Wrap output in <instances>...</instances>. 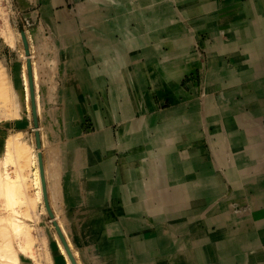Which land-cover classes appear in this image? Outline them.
<instances>
[{"label":"rangeland","instance_id":"374dc122","mask_svg":"<svg viewBox=\"0 0 264 264\" xmlns=\"http://www.w3.org/2000/svg\"><path fill=\"white\" fill-rule=\"evenodd\" d=\"M66 1L69 6V9H73L72 10L73 15L72 14L66 15L65 10H60L64 8V7H60V5L63 4L64 0L42 1L43 6L42 5L41 6L44 9L42 8L43 10L41 9V11L44 14L43 19L45 21L43 20L42 23V14H39L40 19L37 20L36 25L42 23V27L44 28L53 27L52 24L47 25L45 24V22L47 19L52 21L51 17L48 15V11L52 10L54 3L55 5L53 11L60 10L56 13V15H59L58 18L63 20L62 23L61 22L59 23L61 24V27L57 30V34L52 36L53 38L50 37V35L47 33L46 38H51V40L49 41L48 39L43 37L41 28L38 27L37 29L33 28L34 23L32 22V20H30V18L25 19L22 17L21 14L22 12L20 10V7L25 5L18 4L16 0L13 1L0 0V73L5 72L7 74V78L9 82L13 80V85L14 83L16 85L18 83V79H20V82L21 80L25 81V78L22 77L21 75L24 76L25 75L24 73L26 72L27 75H25V77L27 76L28 85H29L28 88L30 93V98L27 99L28 102L27 103L24 97L25 91L27 90L25 88L26 81L21 82L19 94L21 99L23 117H21L22 116L21 115L20 116L21 118L20 117L12 118L13 120L7 117H0V172L2 171V169L4 170V168L7 166V165L5 166L4 161L2 162V160L3 157H6L8 154V152L1 147L2 146L1 142L7 139L6 136H8V134H11L12 132L16 133L17 131H21V130L27 133V138H30V142L33 145V147L37 149L38 153L42 154L43 167L46 168V169L44 168L45 169L44 174H46V170L51 171V166H53V159L55 161V156L53 155H56L57 152L59 151L58 141L61 136V132L57 130L51 131V137L53 138V140L50 146V142H51L50 130L52 129V124L50 123V121L56 118V114L54 110L58 109V112H60L61 110H63V108H65L64 107L65 100L58 101L56 100V96L54 95H56V93H59V91L63 88H64L63 90L70 92L71 90L69 87L70 84L75 83V81L81 80V78H83L77 72L80 68L83 67L82 70H87L88 73V77L85 80L88 83H90L92 86V95L90 96H93L96 99L94 101V108L98 109V115H97L98 122H96L95 117L91 113L89 114L85 113L83 115V121L80 124L81 132H79V134L80 136L89 137V136H96V133L100 131L98 133V137L100 139L101 137H103V133H105L106 139L107 137L109 138L110 140L109 145L105 147L104 151L97 153V151L93 148L94 145L93 146L89 145L87 149L89 155L91 154L97 157L102 156L103 158H105L104 160H106V162L108 160H111V162L116 160L115 164L117 166V169L118 167L120 168V170L117 173V177L119 179V182H122L121 183L122 192L125 193V195H121L122 206L124 204L123 203L124 199L127 197L126 193L128 194V192H130V188L131 190L134 189L137 184V187L135 189L136 194L133 196L137 197V202L135 203L136 209L141 208V206H143V203L142 201L140 202L138 199H143L146 196L147 192L150 191L149 189H152L154 187V182L156 177L162 176L163 172H167V171L170 172V179L172 181H181V179L185 177L188 178L187 180L189 181L193 180L191 182L193 183L191 189L196 190L195 188L197 189L201 188L200 184L204 183L202 182L204 177L201 174L199 179L197 178L198 175L196 174L198 172L200 173V170L205 168V166L200 168L198 165L194 166V163L190 162V164L188 163V169H187L189 170L188 173H190V176L185 174L183 171H180L181 167H185L182 164V161H186V160H188V162L189 160L192 161L191 150L193 144L195 143L194 139H198L197 137H195L198 134V131L195 132L191 131L190 126L196 124L198 126H202L200 130L201 132L198 135L199 137L201 136V140L203 142L204 147L202 148V146H200L202 149L199 152L205 154L207 151L208 156L204 161V163L210 162V164L207 165L206 168L208 170H213V173L211 174L212 177L208 178V180L207 179L204 180L205 182L206 181H208L209 183L212 182V184H216V186L217 185L220 186V188L223 190L222 192L224 197H226V199L222 197L220 198L216 197L214 198L216 202L218 200L219 201L227 200L212 215H215V217L217 218L220 216L221 217L225 216L228 217L227 219L228 221L230 220L233 221V219H235V221L238 222L239 218L240 217L242 218V216L245 213H248V211L251 210L250 212L253 211L255 212L254 206L256 205V203L250 199L248 200L246 195L244 196L234 195V197L227 199L230 197L233 188H235L234 185L236 184L235 183L236 180L234 179V182L232 181L231 179L232 169L229 165L222 164V161L232 160L233 157L230 154V150L232 149V146L230 142L224 143L223 138H221V141L217 143L216 147H214L212 143L208 140V138L212 137L213 135H218L216 136V139L213 137L212 139L214 141L219 140L221 133L222 132L224 133V130L226 129L225 127L231 122H228V119L230 120V118L227 113H226L227 117H225L222 112L211 113L212 111L209 109L212 108L217 109L221 107L225 101L224 99L226 97V91H227L226 89L228 87L231 88V86L235 84V82L241 81L240 79L241 72L239 70L245 65V61H241V60L247 57L243 55L244 48L242 47V45L245 46V41H240V40L242 39L244 40L246 38V35L244 33L245 27L250 26L252 23L256 24L258 20L260 21L261 24L264 25V0H249L253 2V5L248 4L247 0H233L232 2L229 0H221L222 3L218 5V10L220 11V13L222 14L232 13L228 17H232L233 14H238L237 19H232L230 21L231 22L230 25H227V23L220 20L216 22V27L218 29V32H220V34L214 35L216 36V40H218V47L215 48L216 45H214V47L211 46L210 49L208 50L203 45V42H205L208 39V36H206L205 34H201L199 36L197 30L199 31L202 30L200 26V18L204 17L202 15V12H200L201 11L200 8L201 7L205 8L206 6V9H210L213 6H216L217 4L215 3L214 0L212 1L203 0L199 5L197 3H193L192 1L188 2L186 0H66ZM51 2H53V4ZM118 7L123 8L122 11L126 13L124 17L119 18L117 12L115 11ZM144 7H146V9H143ZM108 11H110V13ZM131 12L136 14L137 16L136 20L133 19ZM147 17L153 21L148 26V30H147L148 36L136 34L135 31L139 30L138 24L143 23L146 25L145 22L149 21ZM257 17L259 18L256 19ZM108 20L112 21L111 22L112 25L110 24L109 26ZM106 21H108L107 22L108 24H106ZM114 25H116L115 28ZM101 27H103L104 29ZM198 27L200 28L198 29ZM203 27L207 28V26L205 25ZM165 28L169 29L170 31L166 33L167 31L165 32L163 30ZM184 29H187L188 31H185ZM235 29L239 32L237 33L231 32L232 30ZM26 31L28 32L26 33ZM114 31L119 33V35L116 36L118 40L125 41L129 39L132 40V42L126 43L124 46L116 45V47L114 46V44H110L111 37L113 33H115ZM22 32H25L29 53H27L26 48L24 46L23 37L21 34ZM163 32L167 34L166 36L167 38L165 41H163L162 38H160L161 37L160 33ZM210 32L212 34H215V30H211ZM29 34H30V38H29ZM122 36H125V39ZM181 37L189 41L190 47H188V43H185V46L189 51L183 50L182 51L183 54L180 52L178 54L176 51H173L171 49L176 47V45L173 43L176 42L177 39L178 40L182 39ZM235 39L237 40L234 41ZM57 40L59 41V44ZM97 40H101V41L103 40V41L97 42ZM143 40H145V42H143ZM33 41H36L38 43L39 48L42 46L43 43L42 49L34 50V46L32 44ZM104 41L106 43H104ZM194 41H196L195 44H197L194 47L195 49L194 53L200 54V55H196L195 57L197 58L195 59L198 58L200 59V66L195 61L194 55L189 54L188 59L186 56H184V53H188L192 50ZM149 42L152 44L151 45L152 47H149L147 45V43ZM220 42L226 45L232 44V49L230 50L227 49V51L220 49L219 48ZM95 43L100 45L99 47H101V50L103 49L104 51L103 54L101 55L99 54L100 56H98L95 52H93V50H95V46H94ZM114 43H116V40L114 41ZM165 43L169 47V50L168 47L165 45L163 47L164 51H162V46ZM132 44L134 45L132 46ZM57 45H59V47ZM80 46L83 47V49H85L86 51H88L89 54L87 57L85 56L84 51L81 53ZM128 47L130 48L132 47L129 53H128ZM71 48H75L73 50L74 52L71 51ZM151 50H154V52H152ZM62 52H63V56L61 55ZM135 53L136 55L142 54L149 61L155 60L158 61V63L159 61H161L160 59L162 57L161 55H163L165 57L164 61L166 60V58H168L170 62L171 60H173L174 62H171V64L172 63L174 64L173 66L172 65L169 66L165 61V62H160L159 65L155 66L154 64L151 65L148 61H146L149 64L147 63L146 66L145 65L139 66L132 70L128 67L131 61L129 63L128 62L125 63L123 58H125V56L128 55H132L134 57ZM238 54H241V59L239 60H237L236 58ZM252 54L256 57V54L258 53L252 51ZM136 55L135 58L133 59L137 58ZM175 55L178 57V59ZM144 56H141L140 58H145ZM28 61L31 62V71L33 75V94H34V102L36 106V113L39 120L38 127H35L33 121V112L31 105L32 96H31V86L29 79ZM137 61L139 62V60ZM34 62H36L37 64H35ZM237 62L238 64L236 65V67H234L235 63ZM36 65H38L37 69H35V67H32ZM226 65L227 67H225ZM60 66L63 67V70ZM182 66L186 68H184L183 70L182 68H180ZM21 70H23L24 72ZM37 72H39V74ZM35 73H37L38 75H36ZM235 75H239L238 76L239 78L235 77L237 78V80L235 81L234 79L232 80L234 82H232L231 79ZM37 81H39L40 84ZM121 81L123 82L120 83ZM38 86H40L38 88L40 90H37ZM41 86L45 88V93H46L45 95H43V90ZM37 92L38 94L40 93V95H37ZM228 92H230V89ZM85 94L87 96L89 95L88 92H86ZM47 95L48 97H46ZM136 95L139 96L136 97ZM210 95L213 97V99L209 103L211 97L208 96ZM45 97L47 99H45ZM44 99L46 100L47 105ZM93 100L94 99L89 97V99H87L86 102L87 105L91 106ZM229 101L226 102L229 103ZM42 102H44L43 104L46 105L44 108L42 107ZM236 102H239L238 98L236 99ZM232 104L233 106H236L234 104V101H232ZM7 105L8 107L6 108V112L8 113L12 111V103L8 102ZM67 105L68 107L70 106V108L74 107V101H69ZM81 107L82 106H80V108ZM83 107H85V105H83ZM41 109H44V111H46L48 114L47 113L42 114L43 111ZM39 110L41 112H39ZM204 111H205L204 114L207 115L203 114ZM58 114L59 116L57 115V119L60 120H56V121L58 123L61 122V124L64 123L63 113L61 112ZM233 115L235 114L230 115V117H232ZM233 117H234L233 118L234 121L232 122H239L241 120L243 123V117H241L240 114L239 116H233ZM44 121L48 122V129L46 130L41 124ZM177 125H179L180 129L186 126L183 130L187 136L181 133V138H180L186 141L183 147H179L177 146V144H171L173 142H170V140L173 139L176 133V131H173V128L176 129ZM36 132H39V134L41 135L40 136L41 148L37 147L36 135H35ZM112 132L114 133L115 138L119 134L120 148L118 147L114 148L111 145L112 136H113ZM191 133L194 136L188 137V134ZM45 134L46 137L45 138L42 137ZM141 135L142 137L145 135L147 139V144L149 146H150L149 140L153 139V137H155L154 140L152 141L153 145H161V143L162 144L169 143L166 149L172 152V154L165 156L163 159L162 156L157 155L158 157L154 158L156 160L154 161L155 166H153L152 162L150 161L149 154L147 158L143 157L144 152L141 150L143 149L148 150L149 147L144 146L142 142L138 143L137 140L140 141ZM45 139H47L46 142H44ZM150 147L152 149H149V153L154 150V147L152 146ZM92 148L94 149V151L92 150ZM188 151L190 154L188 153ZM9 152L12 153V150ZM11 153L10 156H13ZM152 155L155 156L156 152L153 153ZM97 157H95L96 160L98 159ZM259 161H262V159H259ZM9 163L10 166L8 169L10 172L14 170L11 173L13 174V177L17 180V165L14 162V158H11ZM23 164L19 167L23 166L22 167L23 169L25 167L24 172L27 174L28 172L26 170L27 163L25 165ZM152 166L156 168L155 176L152 173L153 171ZM12 168L14 169L12 170ZM109 168L113 169V164L111 165L110 163ZM149 168L151 169L150 172L148 174H146L145 172L146 175L142 179L140 171L142 169L144 171H148ZM131 175L134 176V180H133V182L135 181L134 184L132 183L131 178L127 180V177ZM137 179H139V181ZM56 181L58 182V188L57 187L56 188L59 191L61 189L59 178H57ZM163 181L167 182L168 180L165 179ZM208 182H206L203 185V187L206 186ZM30 184L28 185L25 184L27 186V189ZM138 188H140L139 191L137 190ZM50 190H51V186H50ZM27 191H29L28 193L29 196L32 195L31 197H33L34 190L32 188V185L29 186V189L26 190V192ZM236 191L239 190L236 189ZM48 192L49 190H47V196L50 195ZM159 192L160 193L158 194L163 200H165V203H170L171 199L173 198V196H171L170 194V191L163 187H160ZM153 196L155 197V195ZM146 197L144 198V200L146 199ZM198 198L199 197L197 195V199ZM48 199H50L49 196ZM207 199L210 198L207 197ZM131 200L132 198L131 196H129L128 201L130 202ZM2 201H3V197L1 196L0 202ZM48 202L49 205L51 206L52 212L54 213L55 221L57 223L59 221H62L63 219L61 218L62 215L60 211H59L60 219L59 217H56L57 215L55 209L57 208L56 206L57 202L55 203L53 198L52 201L50 199L48 200ZM234 202H236L237 206L235 205ZM205 203H207V201ZM0 204L4 206L2 203ZM245 204H248L249 207L246 208ZM20 206H25V205L22 204ZM157 206L160 209L163 208L162 205H157ZM3 208L4 207L0 209L1 212L0 218L4 217V215L9 216V212L6 211L5 208L4 209ZM202 208L204 209L206 207H202ZM38 209L42 210V207L38 206ZM203 209L201 210L202 215L206 214L207 211V208L204 210ZM199 211L200 210H198L197 208H194L193 209L194 215H198ZM240 213H244V214L240 215ZM41 214L42 217L40 220H37V222H35V227L31 219L26 218L27 221L32 223L31 224L32 226L29 228V234H31V236L37 237L38 234L37 228L39 227L40 229L41 227H43L46 229L47 234L49 233L48 234L49 240L51 239L50 242L55 244L58 233L53 224V219L48 214L47 208H46V213L43 211L41 212ZM150 214L151 212L145 213L144 211L142 212V214L140 213L133 216L127 214L125 216L130 218L132 217V219L133 218L138 219L137 223L141 225H147V227L149 226V229H154L151 230L152 233L153 232L156 233L157 231L155 230L156 224L149 225V223H147V221L150 220L151 218ZM153 216L156 217L157 215H153ZM160 219L161 220L164 219V215L160 217ZM78 220L79 219H77V221ZM153 221H155V219H153ZM157 227H158L157 228L158 231L161 232V230L159 229L160 226L158 225ZM2 229L3 228H1V230ZM220 229H222V227H220ZM127 230L133 232L130 229L124 228L123 232L125 236L129 235ZM166 230L167 229H165V231ZM212 233L213 232H210L209 235L211 236ZM25 238L26 237H23L22 239L21 237H19V241H22V244L23 243L26 244ZM138 238H140L139 235ZM11 239L14 241L16 237L13 236ZM36 241L38 242V240ZM37 242L35 244H37ZM177 242L176 244H173L174 248L176 247L175 245H179L180 243H183V241L180 242L179 244H177ZM154 245L155 244L152 243L151 245L152 248L154 247ZM74 248L75 246L73 244V249ZM174 248L172 249L171 247H167L164 249L165 252L170 250V252L164 254V256L169 255V257L171 258V260L166 259L168 261L166 262L167 264H174V262H176L177 259L175 256L179 257V253H178L179 248H176L175 250ZM30 250L31 252L24 251L25 253L28 252L27 253L28 256L24 252L19 251V253L23 256V259L21 258L23 261L19 260L17 262L18 264H36L35 262H37V264L48 263L46 260L41 261V259L43 258L41 257V255H39L40 249L38 246H32ZM201 250L205 251L204 248H201ZM74 252L76 255V256L74 255L76 264H81L82 262L80 261L81 259L79 258V253L76 248L74 249ZM151 252H154V250H151ZM30 253L31 256L29 255ZM207 254L209 253L207 252ZM24 255H26L27 257L30 256L33 259L36 257L34 259L35 261H33V259L30 258L31 259L30 261L33 263L31 262L29 263V261H27L26 259V256ZM90 256L91 258L89 260V264H100L99 261L100 259L98 257L99 256L98 254L92 253ZM154 256L159 257L160 255L158 256L154 254L152 255V258ZM209 256L210 255H208V257ZM37 257H40V259ZM150 257L151 256H149V258ZM36 260H40V261H36ZM158 260L159 258L155 259L156 262L154 260H152V262H154V264H157ZM183 264H186L184 263V260H183Z\"/></svg>","mask_w":264,"mask_h":264},{"label":"crops","instance_id":"0c3cea01","mask_svg":"<svg viewBox=\"0 0 264 264\" xmlns=\"http://www.w3.org/2000/svg\"><path fill=\"white\" fill-rule=\"evenodd\" d=\"M16 1L20 5H25L20 7L22 17L25 19L30 18V20H32V22L34 23L33 28H41L43 37L45 38L47 33L50 35V37L57 34V30L61 27V24L59 23H62L63 20L58 18L59 15H56L58 11L65 10L66 15H70L73 13V9H69L66 0H64L63 4L60 5V7L64 8L56 11H53L55 4H53L52 2V10L48 11V15L51 17L52 21L47 19L45 24H52L53 27L44 28L42 27L44 19L43 12L41 11L43 6V0ZM214 1L217 4L216 6H213L210 9H206L203 7L200 8L204 17L200 18V26L202 30H197V32L199 36L201 34H205L206 36H208V39L203 42V45L204 47H206L207 50L210 49L211 46L214 47V45H216L215 48L218 47V40H216V36L214 35L220 34V32H218L216 22L220 20L227 23V25H230V21L232 19H237L238 15L233 14L232 17H228L232 13H220V11L218 10V5L221 4L222 1ZM229 1L232 2L233 0ZM247 2L248 4L253 5L252 1L247 0ZM39 14H42V23L36 25L37 20L40 19ZM118 14L124 17L126 13L118 11ZM258 18L259 17H257L256 19ZM204 25L207 26V28H204ZM263 27L264 25L261 24L259 20L256 24L252 23L250 26L245 27L244 33L246 35V38L240 41H245V46L242 45V47L244 48V54H241L245 55L247 58L241 60L245 61V65L239 70L241 72V81L235 82V84H233L231 88L228 87L226 89L227 91L226 97L224 99L225 101L221 107L217 109H209L212 111L211 113L222 112L225 117H227L228 114L230 118V120L228 119V122L231 123L225 127L226 129L224 130V133H221L220 139L214 141L212 137L216 139V136L218 135H213L212 137L208 138V140L212 143L214 147H216L217 143L221 141V138H223L224 143L230 142L232 146V149L230 150V154L233 157L232 160L222 161V164L229 165L231 167L232 181L234 182V179L236 180V184L234 185L235 188H233L230 197L227 199L234 197V195H246L248 200L250 199L256 203V205L253 206L255 208V214L259 216L254 217L251 221H248V228L253 227L251 228V230L248 231L246 230V225H243V229L238 230L237 232H233L232 230L230 231L229 226L232 225V222L227 220L228 217L220 216L217 218L215 217V215H212L216 210H218L219 207H221L227 201L218 200L216 202L214 200V198L216 197H222L226 199V197H224L223 195V190L220 188V186H216V184H212V182L209 183L208 181H206L208 182L210 189L208 188L209 190L205 197L210 198V200L207 203L203 204V206L201 205L200 208H198L194 204L193 200L195 198V192L198 189H191L193 184L191 183L192 181L187 180L188 178L185 177H183L181 181H172L170 179V172L168 171L163 172L162 176L156 177L154 187L152 189H149L150 191L147 192V197L145 196V200V197L143 199H138L140 202L142 201L143 203V206H141V208L136 209L135 203L137 202V197L133 196L136 194L135 189L137 187V184L136 186L133 185L135 186L134 189L131 190L130 188V192H128V194L126 193L127 197L124 199V204L122 206L121 195H125V193L122 192V182H119V179L117 177V173L120 168L118 167L117 169V166L115 164L116 160L113 162H111V160H108L106 162V160H104L105 158H103L102 156L97 157L91 154L89 155L87 149L89 145H94L93 148L97 151V153L104 151L105 147L109 145V138L107 137L106 139V135L105 133H103V137H101L100 139L98 137V133L100 131L96 133V136L84 137L80 136L79 134V132H81L80 124L83 121V115L85 113H91L95 117L96 122H98V109L94 108V101L96 99L93 96H90L92 95V86L85 80L88 77L87 70H82V67L77 71L83 78H81V80L75 81V83L70 84V92L63 90V88L59 91V93H56V95H54L56 96V100L58 101L65 100V108H63V110H61L60 112H58V109H51L55 111L56 118L50 121V123L52 124V129L50 130V137L51 131L57 130L61 132V136L58 141L59 151L56 155H54L56 161L55 168L59 170L58 178L61 186V189L59 190L60 200H58L56 206L61 212L62 219L67 227L70 239L72 240V243L74 244L75 248L79 253V258L82 262H80L81 264H89V260L91 258L90 255L92 253L99 255L98 257L100 259V264H154L152 260L155 261V259L157 258H159L157 264H167L166 262L168 261L166 259L171 260V258L169 257V255L164 256V254H167L168 252H170V250L165 252L164 249L170 247L173 244H176L177 241H183V243L175 245L176 247L174 248V250L176 248H179V257L175 256L177 259L174 264H183L182 256L184 254H190L188 255L190 256L191 262L189 264H264V197L259 198L258 196H255L259 193H262L264 195ZM199 28L200 27H198V29ZM163 30L165 32L167 31L166 33L170 31L166 28ZM184 30L188 31L187 29ZM211 30H215V34H212L210 32ZM27 32L28 31H26V33ZM165 32L160 33V38H162L163 41H165L167 38V34ZM231 32L237 33L239 31L235 29ZM117 35H119L118 32L113 33L110 40V44H114L115 47L117 44L114 43V41H119L118 38H116ZM181 38L183 39V37ZM46 39H48L49 41L51 40V38ZM236 40L237 39H235L234 41ZM102 41L97 40V42ZM57 42L59 44L58 40ZM195 42L196 41H194L192 50L188 53H184V56H186L187 59L189 58V54L194 55V59L197 58L195 57L196 55H200L194 53V47L197 45L195 44ZM32 44L34 46V50H41L43 47L42 43V46L39 48L38 43L36 41H33ZM176 44L179 45V41ZM147 45L149 47H152V44L150 42L147 43ZM165 45L166 43L162 46V51H164L163 47ZM57 46L59 47V45ZM94 46L95 50H93V52H95L98 56L103 54L104 51L103 49L101 50V47H99L100 45L95 43ZM80 48L81 53L84 51L85 56L87 57L89 54L88 51L83 49V47L81 46ZM219 48L224 51H227V49H232V44L226 45L220 42ZM74 49L75 48H71V51H73ZM131 49L132 47H128V53L129 51H131ZM151 51L154 52V50ZM252 51L258 53L256 54V57L252 54ZM241 54H238L236 56L237 60L241 59ZM61 55L63 56V52ZM135 55L136 53L134 54L133 58H135ZM136 56L137 58L132 59L131 63H129V60L126 56L125 58H123L125 63H129L128 67L132 70L139 66H146L148 62L151 65L154 64L155 66L159 65L160 62L165 61L169 66H173L174 64H171V62L174 61L171 60L170 62L168 58H166V60L164 61L165 57L163 55H161L162 57L160 58L161 61H159V63L155 60L149 61L142 54ZM141 56H144L145 58H140ZM137 60H139V62ZM195 61L200 66V59H195ZM238 62L235 63L234 67H236ZM60 67L63 70V67ZM225 67H227V65ZM238 76L239 75L233 76L231 81L234 79L236 81L237 78L235 77ZM122 82L123 81H121L120 83ZM229 89L230 92H228ZM86 92H88V96L85 94ZM138 96L139 95H136V97ZM89 97L94 99L91 106H88L86 103ZM208 97H211V100L209 101L210 103L213 97L211 95ZM237 98L239 99V102H236ZM69 101H74V107H68L67 103ZM226 101H229V103H227ZM232 101H234V104L236 106H233ZM83 105H85V107H83ZM80 106L82 107L80 108ZM57 112L63 113L64 123L61 124V122L58 123L56 121L60 120L57 119V115L59 116ZM204 113L205 111L203 112V114ZM232 114H235L233 116H239L240 114L241 117H243V123L241 120L239 122H232L234 121V117H230V115ZM41 124L45 130L48 129V122L44 121ZM185 127L180 129L179 125H177L176 129L173 128V131H176V133L173 139L170 140V142H173L171 144H177V146L179 147H183L185 145L186 141L180 139L181 133L186 135L183 130ZM193 127V131H198V134H200L202 126L194 124ZM112 134L113 136L111 145L114 148H120L119 134L116 136V138L114 137L113 132ZM198 134H195V137H197L198 139H194L195 143L193 144L191 150L192 161L189 160L188 162V160H186L184 162H187L189 164L190 162H192L194 163V166L198 165L200 168L205 166V168L200 170V173L198 172L199 174L196 172V175H198L197 178H199L202 174L204 179L208 180V178L212 177L211 174L213 173V170H208L206 168V166L209 165L210 162L204 163L208 156L207 151L205 150V154L199 152L204 146L201 140V136L199 137ZM154 138L155 137L149 140L150 146L154 147V150L150 153L149 149L152 148L147 144V139L145 135L143 137L141 135L140 141L137 140L138 143L142 142L144 146L149 147L148 150L143 149L141 151L144 152L143 157L145 158H147L149 154L150 161L152 162L153 166H155L154 161L156 160L154 158L158 157L157 155L162 156L163 159L165 156L172 154V152L166 149L169 143L162 144L159 141L161 145H153L152 141L154 140ZM52 140L53 138L51 137L50 146ZM200 146H202V148ZM93 148L92 150L94 151ZM155 152L156 155H152ZM95 157H97L98 159L96 160ZM259 159H262V161H259ZM110 163L111 165L113 164V169L109 168ZM153 166L152 173L155 176L156 168H154ZM150 170V168L148 169V171H144L142 169L140 171L141 178L143 179V177L148 174ZM130 178L132 179V183L134 184V176L131 175L127 177V180H129ZM165 179H167L168 181H163ZM137 180L139 181V179ZM203 180L202 182H204ZM160 187H163L170 191L171 196H173L170 203H165V200H163L158 194L160 193ZM236 189H238L239 191H236ZM137 190L139 191L140 188H138ZM153 195H155V197ZM129 196H131L132 198L130 202L128 201ZM234 203L236 205V202ZM157 205H162L163 208L160 209ZM202 207L207 208L206 214L204 215L201 214V210L203 209ZM245 207L248 208L249 205L245 204ZM194 208L200 210L198 212V215L193 214L192 216H188L186 214L187 211L191 209L193 210ZM144 211L145 213L151 212V218L147 221V223H149V225L156 224L155 230H157V234L154 232L152 233L151 230L154 229H149V226L147 227V225H141L137 223L138 219H132V217L130 218L125 216L127 214H130L132 216L140 213L142 214V212ZM153 215L157 216L154 217ZM163 215L164 219L161 220L160 217H162ZM77 219L79 220L77 221ZM153 219H155V221H153ZM172 223H179L181 227L186 228L185 230L172 232L171 227H169V224ZM159 224H162V228L159 227V229H162L161 232L157 229V226ZM223 226L227 230L225 231L224 236L220 233L222 230L220 229V227ZM124 228L130 229L133 232L127 230L129 235L125 236L123 232ZM165 229H167V232L165 231ZM210 232H213V236L216 235L214 239L210 238ZM136 234H138L140 238H137ZM152 243L155 244L153 247L154 249L151 246ZM201 248H204L205 251L200 250ZM151 250H154V252H151ZM206 250L209 254H207ZM154 254L160 256H154L152 258V255ZM208 255L210 256L208 257ZM149 256L151 257L149 258ZM55 264H65V262L62 257L57 255Z\"/></svg>","mask_w":264,"mask_h":264},{"label":"bare ground","instance_id":"6f19581e","mask_svg":"<svg viewBox=\"0 0 264 264\" xmlns=\"http://www.w3.org/2000/svg\"><path fill=\"white\" fill-rule=\"evenodd\" d=\"M186 1H188V2L192 1L193 3H197L198 5L202 2V0H186ZM120 8L121 7H118L117 8L118 10L117 9L116 10L114 9L117 12V14H118V11L124 12V11H122L123 8H121V9ZM205 8H206V6H205ZM143 9H146V7H144ZM108 12L110 13V11H108ZM140 14H142V13H140ZM131 15H132L133 19L136 20V17H137L136 14H134L133 12H131ZM118 16H119V18L123 17L122 15H119V14H118ZM147 19L149 21H146L145 22L146 25L143 24V23L142 24H140V23L138 24V29L139 30L138 31H135L136 34H138V35L141 34V35H147L148 36V31H147L148 30V26L153 21L150 20V18H148V17H147ZM108 21H106V24H108L107 23ZM111 22L112 21H109V26H110V24L112 25ZM103 24H104V22H103ZM101 28H103V27H101ZM123 28H124V26H123ZM33 36H36V35H33ZM122 37H124V39H125V36H122ZM29 38H30V34H29ZM178 41H179V45L176 44ZM23 42H24V40H23ZM129 42L131 43L132 40H129V39H127L125 41L124 40H121V41L120 40L119 41L116 40V44L117 45H122V46H124L126 43H129ZM143 42H145V40H143ZM104 43H106V42L104 41ZM185 43H188V47H190V44H189V41L188 40H185V39L178 40L177 39V41L173 43V44L176 45V47L173 48V49H171V50L176 51L178 54H179V52L183 54V52H182L183 50L189 51L186 48ZM133 45L134 44H132V46ZM24 46H25V43H24ZM178 54H177V56H178ZM32 57H34V56H32ZM126 57L129 60V62L133 59V56L132 55H128ZM177 59H178V57H177ZM34 63L37 64L36 62H34ZM37 66L38 65L32 66V67H35V69H37ZM180 68H182L184 70V68H186V67H183L182 66ZM23 70H21V71H23ZM37 73L39 74V72H37ZM37 73H35V74L38 75ZM24 74L27 75L26 72ZM25 75L24 76L21 75V76L24 77L25 78V81H26V85H25L26 87L25 88L27 90L25 91L24 97H25L26 102H27V99L30 98V93H29V88H28L29 85H28L27 76L25 77ZM25 81H22L21 80V82H25ZM21 82H20V79H18V83L16 85L14 83V85H13V80H11V82H9V80L7 78V74L5 72H1L0 73V117H7V118H11L12 119V118H18V117H20L22 115L23 111H22V107H21V99H20V94H19V89H20ZM35 82H36V80H35ZM37 82L39 83V81H37ZM39 87L40 86L37 87V90H40V89H38ZM42 90H43V95H45L46 94L45 93V88L42 87ZM39 92H42V91H39ZM37 95H40V93L38 94V92H37ZM46 97H45V99H46ZM41 101H43V100H41ZM8 102H11L12 103V111L7 113L6 112V108L8 107V105H7ZM45 102H46V100H45ZM43 103L44 102H42V107L44 108L47 105V102H46V105L43 104ZM31 105H32V102H31ZM38 105H39V103H38ZM28 108H29V106H28ZM41 110L43 111L42 114L47 113L46 111H44V109H41ZM32 112H33V110H32ZM39 112H41V111L39 110ZM21 117H23V115ZM33 121H34V115H33ZM193 126H194V124L192 126H190L191 127L190 128L191 131L194 130V127ZM35 127H38V126H35ZM39 128H40V126H39ZM191 136H194V135L192 133L191 134H188V137H191ZM6 137H7V139L5 141L2 140L3 142H1L2 143V146L1 147L3 149H5L8 152V154H7L6 157H3V160H2V162L4 161L5 166L7 165L6 166L7 168L5 167L7 170L4 168V170L2 169V171L0 172V198H1V196L3 197V201L0 202V203H2L4 205V206H2L0 204V209L2 207H4L5 210L9 212V216H6V215L3 214L4 217L0 218V264H18L17 262L19 260H22L23 259V256L19 253V251H22V252H24V251L25 252L26 251H30L31 252L30 249L32 248V246H38L39 247L40 253L37 251L38 248H37L36 251L43 258V259H41V261L42 260H46L48 262L47 264H55L56 263V257H57V255H59L60 257L63 258L65 264H74L73 261H72V259H71V257H70V255H69V253H68V251H67V249H66V247H65V245H64V243L62 242V239L60 238V235L59 234L57 236V239H56V243L55 244H53V243L50 242L51 239L49 240V235H48L49 233L47 234L46 229L43 228V227H41L40 229H39V227L38 228L36 227L38 229V231H37V233H38L37 234V237L31 236V234H29V228L32 226L31 224L33 223V225L35 227V222H37V220H40L41 217H42L41 212L44 211L46 213V203H45V198H44L42 175H41L40 163H39V154H41V153H38L37 149L35 147H33V145L30 142V138H27V133L25 131H17L16 133H13L12 132L11 134H8V136H6ZM42 137L45 138L46 137V134L43 135ZM46 141H47V139H45L44 142H46ZM36 143H37V141H36ZM11 150H12V153L9 152ZM10 153L13 156H10ZM11 158H14V162L17 165V180L13 177V174L11 173V172L14 171L13 170L14 168H12L13 171H11V172L8 169L9 166H10L9 161H10ZM19 163L20 164L21 163L22 164L23 163H25V164L27 163L26 164V170L28 171V172L26 171L27 174L24 172L25 167H24V169L22 168L23 166L22 167H19V166L22 165V164L20 165ZM18 164H19V166H18ZM25 164H23V165H25ZM182 164L185 167H181L180 168L181 169L180 171H183L185 174H187L188 176H190V173H188L189 170H187L188 169V163L182 161ZM11 167H13V166H11ZM58 171L59 170L57 168H55V161L53 159V166H51V171H47L46 170V174H44L45 184H46V190H49L48 193L50 194L48 196L50 197L51 201H52V198H53L54 201H55V203L58 202V200H60V194H59V191L57 190V188H58V182L56 181V179L58 178V173H59ZM51 181H52V183H51ZM203 181H204V183H201L200 184L201 185V188H199L195 192L196 193L195 194L196 198H194L195 199L194 200V204L198 208H200L201 205L203 206V204L206 201L208 202L210 200V199L205 198V195L208 193L209 185L207 184L206 186L203 187V185L206 183L205 180H203ZM27 183L28 184L31 183L30 185H32V188L34 190L33 197H31L32 195L29 196V194H28L29 191L26 192V190H28L29 189V186H30L29 185L28 186V189H27V186H26V185H28ZM49 186H51V190H50V187ZM24 187H26V188H24ZM197 195L199 197L198 199H197ZM255 196H258L259 198L264 197V195L262 193H259V194L255 195ZM50 199H48V200H50ZM22 204H24L25 206H20ZM38 206L42 207V210L43 211L41 209H38ZM55 210H56L55 212H56V215H57L56 217H59V210L57 208ZM250 211H248V213H245L246 215L244 213H240V215H243V214L244 215L242 216V218L241 217L239 218V221L238 222L235 221V219H233V221L230 220V222H232V225L229 226L230 231L232 230L233 232H237L238 230L243 229V225H246L245 227L247 228L246 229L247 231L248 230H251V228H253V227H249L248 228V221L253 220L254 217H257L259 215L255 214L254 211L253 212H250ZM186 214L188 216H192L194 213H193V210L191 209V210H188ZM3 215H1V216H3ZM53 216H54V213H53ZM237 216H239V215H237ZM244 216H246V217H244ZM26 218L31 219L32 223H30L29 221H27ZM61 218H62V216H61ZM52 219H53V224H54L55 216ZM59 219H60V217H59ZM57 224H59L58 227L61 230V232L63 234V237H64V239L66 241V244H67V246H68V248H69V250H70V252H71V254H72L73 258H74V255H75L74 249L75 248L73 249V243H72V240L70 239V235H69V233L67 231V227L64 224V221L63 220L62 221H59ZM159 226H160V228H162V224H159ZM169 227H171L172 232H175V231L177 232L179 230H185V228H186V227H181L179 223H172V225H169ZM1 228H3V229L1 230ZM188 228H189V226H188ZM55 229H56V227H55ZM160 230H162V229H160ZM56 231H57V229H56ZM225 231H227V230L223 226L220 233L224 236L225 235ZM57 233H58V231H57ZM13 236L16 237V239L14 241L11 239ZM136 236L138 238V234H136ZM19 237H21L22 239H23V237H26L25 238L26 239L25 240L26 244L23 243L25 245L22 244V241H19ZM8 238L10 239V241H9ZM210 238H213L214 239L215 238V235L214 236H210ZM36 240H38V242ZM36 242H37V244H35ZM179 243L180 242H177V244H179ZM170 247L172 249L174 248L173 245H171ZM27 253H25V254L28 256ZM26 255H24V256H26ZM29 255L31 256V253ZM188 255H190V254H184L182 256V259L184 260V263H186V264L191 263L190 262V256H188ZM27 256H26V259L30 263L31 262L30 260L33 259V258H31L30 256L29 257H27ZM37 258L40 259V257H37ZM34 259H33V261H35ZM74 260H75V258H74ZM36 261H40V260H36ZM77 262H78V260H77ZM31 263H33V262H31ZM35 263L37 264V262H35ZM75 264H76V261H75Z\"/></svg>","mask_w":264,"mask_h":264},{"label":"water","instance_id":"95a60500","mask_svg":"<svg viewBox=\"0 0 264 264\" xmlns=\"http://www.w3.org/2000/svg\"><path fill=\"white\" fill-rule=\"evenodd\" d=\"M22 36H23V40H24V43H25V47H26V50H27V53H29V49H28V44H27V41H26V36H25V33L22 32ZM28 66H29V79H30V85H31V96H32V110H33V115H34V124L35 126H38L39 125V120H38V116H37V113H36V106H35V102H34V94H33V76H32V71H31V62L29 61L28 62ZM36 141H37V146L38 148L41 147V142H40V134L39 132L36 133ZM39 163H40V171H41V175H42V183H43V190H44V198H45V203H46V208L48 210V213L50 215L51 218H53V212H52V209L49 205V202H48V197H47V190H46V184H45V178H44V167H43V156L42 154H39ZM54 225L58 231V234L60 235V238L62 239V242L64 243L73 263L75 264V260L66 244V241L63 237V234L61 232V230L59 229L58 227V224L54 221Z\"/></svg>","mask_w":264,"mask_h":264}]
</instances>
